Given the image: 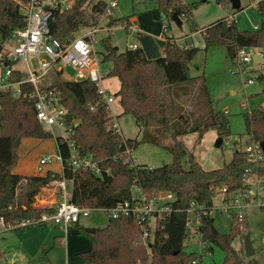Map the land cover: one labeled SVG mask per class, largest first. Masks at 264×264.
I'll return each instance as SVG.
<instances>
[{"label":"trees","instance_id":"obj_1","mask_svg":"<svg viewBox=\"0 0 264 264\" xmlns=\"http://www.w3.org/2000/svg\"><path fill=\"white\" fill-rule=\"evenodd\" d=\"M154 2L157 10L167 19H173L172 15L176 14L181 20L192 15L198 4L184 0ZM217 2L230 5V0ZM106 5L104 0H80L63 13H55L51 20V35L64 41L74 35L81 25H97ZM258 7L262 10L263 4H258ZM130 19H112L111 23L116 24L121 20L128 28ZM25 23L20 2L0 0V53L4 41L12 36L13 29ZM198 28L196 23L191 24L192 32ZM201 34L207 48L213 45L225 46L232 60L237 58L240 47L264 51V25L254 29H239L236 20L228 23L226 18H222L204 27ZM103 42L106 46L104 60H110L113 65L108 76H116L121 82L115 94L120 99L124 113L132 114L137 120L142 131L141 138L126 139L120 132L107 127L112 116L93 82L61 79L53 83V86L60 92L62 103L68 109V120H78L72 136L78 153L82 156L92 155L101 174L97 175L84 168L73 169L69 160L71 151L59 135L56 140L62 158L61 173L48 171L41 175L13 172L11 168L16 158V148L22 138L45 139L51 137L52 133L38 120L35 104L24 95L32 85L24 84L19 96L11 90L1 91L0 217H4L6 228H14L22 220L39 219L43 213L53 212L55 208H42L34 204L41 189L57 179L72 180V202L92 209L113 207L131 200L134 187L140 188L149 198L159 192H172L175 195V199L170 202L172 211L159 216L148 246L142 239L145 221L131 215L109 217L108 223L102 228H96L95 232L82 228L91 239V247L79 253L81 264H201L203 254L211 251L214 244L226 253L223 264H243V258L233 246L234 239L240 235L242 223L232 215L231 231L222 233L215 226L211 211L214 197L224 187L225 195L245 187L248 169L253 168L259 175H264V161L256 167L247 151L235 148L229 162L219 168L206 169L179 140L181 135L190 132H197L201 138L209 129H216L218 137L223 140L231 135L228 121L222 113H216L208 122H199L203 110L206 109V114L212 113L205 80L202 76L192 77L188 73L189 64L200 48L182 47L173 36H166L164 54L150 60L141 47L127 48L120 52L110 44L109 38H103ZM12 63L9 61L8 65ZM22 74L16 70L12 79L17 80ZM262 74L263 78L259 81L264 92ZM197 91L198 94L193 98L196 106H200L196 108L198 112L195 109L188 114L184 109H178L175 99L190 96ZM168 93L173 96L170 97V103L166 101ZM90 105L95 106L91 109ZM244 118L249 141H264V109L256 108L246 112ZM193 119L196 122L192 126ZM181 123L183 125L180 128ZM140 143H150L171 152L174 161L157 167L134 163L126 150L131 152ZM185 162L187 167L184 166ZM192 202L199 206L198 227L205 243L202 252L186 250V209ZM202 211L207 213L203 214ZM3 254L4 251L0 249V258ZM249 263L258 264L252 258Z\"/></svg>","mask_w":264,"mask_h":264},{"label":"rangeland","instance_id":"obj_2","mask_svg":"<svg viewBox=\"0 0 264 264\" xmlns=\"http://www.w3.org/2000/svg\"><path fill=\"white\" fill-rule=\"evenodd\" d=\"M97 2L99 0H87ZM107 3L111 0H104ZM117 9L120 18L138 17L139 26H129L119 20L112 24L113 16L104 15L100 18L101 28L95 35V50L99 59L100 74L105 75L103 85L108 86L111 93L118 91L119 81L114 76H108L112 70V62L104 60L106 46L103 38H109L110 44L120 52L129 48L130 43L138 42L141 33L150 32L157 38L161 53L165 52L166 36H173V39L183 47H199L200 50L189 64L188 73L190 76H202L207 85L210 95V108L212 113L206 114V109L201 112L202 118L199 122H208L216 113L225 115L228 121L231 135L224 138L221 146L217 147L216 141L218 132L216 129H209L202 138H199L197 132H190L181 135L180 141L192 152L206 169H215L229 162L233 156L234 142L242 147L247 140L246 125L244 113L256 108L264 109V92L258 77L264 73V52L261 62L252 61L246 65L250 70L249 74L240 72L241 64L239 58L232 60L225 46L213 45L206 47L201 34V30L210 24L232 15L236 17V24L239 29H254L264 20V0H241L242 8L235 10L231 5H222L217 0H184L185 2H198L193 9V14L182 18V24L178 25L173 19H167L159 10H157L154 0H116ZM263 4V9L258 4ZM135 14L136 16H132ZM132 16V17H131ZM196 23L199 27L197 31H191V24ZM167 26V32L163 28ZM206 47V48H205ZM252 52L260 51L258 48H252ZM9 66L0 62V77L5 75ZM11 68L26 70V63L15 61ZM73 75L71 68H66L64 74L52 73L47 83H57L59 80H67ZM253 78V82L247 81L248 77ZM2 84V83H1ZM16 88V87H13ZM7 90V85L0 86V92ZM194 94V96H193ZM198 94L191 93L190 96L175 99L178 109H184V112L191 114L190 111L197 107L195 97ZM171 96L166 94V101L171 102ZM197 105V106H196ZM112 122L118 121L121 127V134L126 139H140L142 136L141 128L130 113L121 111L120 104L116 101L111 105ZM197 111V109H196ZM227 111V112H226ZM172 113V111H170ZM198 112V111H197ZM226 112V113H225ZM200 113V112H199ZM205 114V115H204ZM196 122L193 119L192 126ZM183 123L180 124V128ZM179 128V129H180ZM47 131L52 133L51 137L41 139L37 137H24L16 148V158L11 170L22 174H41L45 175L48 171L55 173L62 172V162L58 158L60 155L56 140L57 135H61V129L57 127H46ZM242 145V146H241ZM53 155V159L39 168V161L43 156ZM131 158L138 163L146 164L150 167L161 166L166 163H172L174 156L171 152L150 143H140L131 151ZM184 166H188L187 162ZM71 183L68 184V192L71 190ZM161 192L160 194H163ZM240 194V191H234L232 197ZM224 194L218 192L214 197L212 216L215 218V226L222 233H229L233 226L232 214L221 210L225 205ZM37 199V197H36ZM245 221L241 222V232L233 241V246L239 251L243 258V264L249 263L244 251L243 235L250 232L255 254L252 259L258 264H264V209L259 206L257 199L251 198L246 204ZM109 221V215L103 209H91L89 216H81L78 224L71 223L68 227L69 235H66L65 228L54 223L41 225H30L27 227L8 228L0 233V249L8 250L10 257L4 259V264L9 260L11 264H81L79 253L88 250L91 247V239L82 231L90 228H102ZM151 230L154 231L155 220H150ZM37 231V232H35ZM89 232V231H88ZM151 236V235H150ZM47 238L43 242V238ZM37 241V244L35 243ZM37 245V247H36ZM186 250L188 252L199 251L200 242L196 238L186 239ZM39 246V247H38ZM36 247V248H35ZM70 252H67L68 250ZM24 254L27 259H23ZM226 253L224 249L214 244L213 249L203 254L201 264H223ZM13 257L14 263H12Z\"/></svg>","mask_w":264,"mask_h":264},{"label":"built area","instance_id":"obj_3","mask_svg":"<svg viewBox=\"0 0 264 264\" xmlns=\"http://www.w3.org/2000/svg\"><path fill=\"white\" fill-rule=\"evenodd\" d=\"M22 4L23 13L25 14V25L18 26L13 29L12 36L3 43V50L0 53L1 63L3 62L9 68L5 75L0 77V86L7 85V90L13 91L14 95L22 94L23 85L30 84L25 96L35 104L38 120L46 127H57L61 129V136L68 144L71 151L70 162L73 169L84 168L93 171L100 175L101 170L98 163L93 160L92 155H79L76 142L73 139L75 128L78 120L74 119L71 122L68 120V109L63 105L60 92L53 86V83H47L48 78L52 73L64 74L66 68L73 70V75L67 80L71 81H91L98 89V93L107 105L111 113V105L116 96L111 93L104 85L105 75L100 74L99 59L95 50V35L101 28L99 23L94 26L81 25L74 35L67 40L61 41L51 35V20L55 13H63L72 8L80 0H16ZM117 1L111 0L107 3L102 16H114L117 9ZM236 20L235 15L226 17V21L231 23ZM130 26L137 27L136 19L130 22ZM264 25V20L257 25L259 28ZM164 33L167 32V26L163 28ZM182 46V45H181ZM140 46V42L129 44V48L136 49ZM183 47V46H182ZM252 47H240L237 57L241 64L240 72L249 74L250 70L246 65L252 61L261 62L263 52H256L260 60H254L251 51ZM21 61L26 63V70H17L11 68L8 62ZM23 73L17 80L12 79L15 71ZM249 83L253 82L252 77H248ZM2 83V84H1ZM16 87V88H13ZM95 105H90L91 109ZM109 129L121 133V127L118 121L110 120L107 124ZM224 142V140H223ZM240 147L236 141L234 147L247 151L250 158L254 161L256 167L259 162L264 161V149L260 142L247 140ZM130 153V150H126ZM58 158L62 162L61 155ZM53 155L48 154L43 156L39 161V168L50 162ZM138 163V161H134ZM253 168L247 170L245 174V187L235 191H240V194L232 197V193L225 195L226 188L222 189L224 194L225 205L221 206V210L226 213L235 215L242 222L245 220V207L251 198L257 199L259 206L264 208V175H259ZM56 184L61 192L60 201L51 213H43L39 219L22 220L18 222L16 227H27L30 225L47 224L49 222L63 226L65 230L71 223H77L81 216L87 217L92 208L79 206L72 202V194L67 191L66 179H57ZM149 198L138 187L133 189V197L131 200L118 203L116 206L103 209L109 217L118 218L120 216H134L140 221H145L143 225L142 239L145 245L148 246L149 239L152 238L153 230H151L150 220L157 219L164 212L172 211L171 201L175 199L172 192H164ZM199 206L192 202L191 206L186 209L187 213V240L196 238L200 242L198 252H202L205 243L202 241V234L199 230L200 212ZM201 208V207H200ZM206 214V211H202ZM0 226H5L4 217H0ZM155 230V227H154ZM151 235V236H150ZM195 263V262H194Z\"/></svg>","mask_w":264,"mask_h":264},{"label":"water","instance_id":"obj_4","mask_svg":"<svg viewBox=\"0 0 264 264\" xmlns=\"http://www.w3.org/2000/svg\"><path fill=\"white\" fill-rule=\"evenodd\" d=\"M202 1L204 2L206 0H202ZM230 5L235 10H240L242 8L241 0H230ZM119 16H120V13H119L118 9H116L114 16H113V19H118ZM172 18L178 25L182 24V20L178 15L173 14ZM138 40L140 42L141 48L144 50L145 55L148 59L152 60V59H156V58L162 56L160 46L158 45V43H157V41L153 35L143 34V35H140L138 37ZM253 59L254 60H260V57L256 53L253 55ZM262 78H263V74H261L258 77V80H262ZM222 141H223L222 137H218L215 145L217 147L221 146ZM261 145L264 149V141L261 142ZM88 231L89 232H95L96 228H90V229H88ZM243 241H244V251H245L246 256L248 258H252L253 255L255 254V250L253 247L252 239L250 237V232H247L246 234L243 235Z\"/></svg>","mask_w":264,"mask_h":264},{"label":"crops","instance_id":"obj_5","mask_svg":"<svg viewBox=\"0 0 264 264\" xmlns=\"http://www.w3.org/2000/svg\"><path fill=\"white\" fill-rule=\"evenodd\" d=\"M132 19H136V25L137 26H139V24L137 23V19H138V17L136 16V17H133ZM132 21V20H131ZM147 33H150V32H145V33H141L140 35H143V34H147ZM151 35H153V34H151ZM154 36V35H153ZM154 38L156 39V41H157V38H156V36H154ZM162 40L164 41V43H165V45H166V40L162 37ZM158 43V42H157ZM166 48V47H165ZM161 49V48H160ZM264 52V51H263ZM164 54V53H163ZM162 54V55H163ZM261 75V74H260ZM259 75V76H260ZM114 77H116V76H114ZM117 79H118V81H119V88H120V85H121V82H120V80H119V78L118 77H116ZM105 80V79H104ZM105 86V85H104ZM108 90H109V87L108 86H105ZM119 90V89H118ZM110 91V90H109ZM111 92V91H110ZM117 92V91H116ZM116 92H114V94L116 93ZM115 96H116V98H115V100H114V102H118L119 104H120V106H121V110L118 112V113H115L116 115H118L121 111H123V107H122V105H121V103H120V99H119V97L115 94ZM113 102V103H114ZM112 111V110H111ZM185 135V134H184ZM58 136V135H57ZM204 136V135H203ZM202 136V137H203ZM182 137V136H181ZM181 137H179V140L181 139ZM201 137V138H202ZM182 142V141H181ZM183 143V142H182ZM130 155H131V152H130ZM194 155V154H193ZM194 157L196 158V156L194 155ZM197 159V158H196ZM198 160V159H197ZM199 161V160H198ZM200 162V161H199ZM200 164L202 165V163L200 162ZM203 166V165H202ZM69 183H71V190H70V192L69 193H71L72 194V190H73V182H72V180H66V188H67V191L69 190V188H68V184ZM37 197V199H36V202H35V204L34 205H36L37 207H42V208H56L57 207V205H58V203H59V201H60V198H61V192H60V189L58 188V186H57V184H56V180L55 181H53L52 183H51V185L50 186H46V187H43L42 189H41V191L38 193V195L36 196ZM80 221V220H79ZM79 221L76 223V224H78L79 223ZM6 229H8V228H6V226H0V233H2L4 230H6ZM35 232H37V231H35ZM65 233H66V235H69L68 233H69V229L67 228L66 230H65ZM46 240H47V238L45 237V238H43V242L45 243L46 242ZM36 244H37V241L35 242ZM36 247H37V245H36ZM35 247V248H36ZM39 247V246H38ZM68 250V249H67ZM4 251V254H3V256L0 258V264H4V259L6 260V257H10V255L7 253V251L8 250H3ZM67 252H70L69 250L67 251ZM21 257H23V259H27V257H25L24 256V254H22L21 255ZM11 259H12V263H14V258L13 257H11ZM82 261V260H81ZM5 264H11L10 262H9V260H7V262L5 263Z\"/></svg>","mask_w":264,"mask_h":264}]
</instances>
